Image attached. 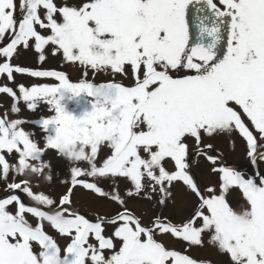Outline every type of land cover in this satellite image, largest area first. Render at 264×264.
<instances>
[{
  "label": "snow or ice",
  "instance_id": "obj_1",
  "mask_svg": "<svg viewBox=\"0 0 264 264\" xmlns=\"http://www.w3.org/2000/svg\"><path fill=\"white\" fill-rule=\"evenodd\" d=\"M6 37L0 74L58 83L21 84L19 97L0 87L31 111L42 101L54 112L41 121L43 146L20 127L23 121L0 118L2 178L48 176L51 182L44 159L50 150L75 162L56 197L34 193L28 179L7 183L34 203L26 206L17 194L0 199V264H204L157 236L188 248L204 246L207 237L227 264H264V173L246 178L220 164L223 155L205 143L238 134L251 164L264 162V0H0V42ZM33 44L40 63L50 46L52 55L62 53L65 61L83 66L84 77L103 71L131 83H74L61 71L10 63L21 46ZM63 91L94 97L93 110L74 118L61 103ZM11 110L19 111L16 103ZM77 145L84 152L75 151ZM102 145L111 153L98 166ZM191 153L218 177L215 187L202 189L194 180ZM106 181L109 191L100 186ZM177 186L193 204L173 222L163 209L174 202ZM78 187L112 205V212L94 220L81 214L72 200ZM233 188L247 202L241 212L225 198ZM138 198L155 210L151 217L129 207Z\"/></svg>",
  "mask_w": 264,
  "mask_h": 264
},
{
  "label": "rangeland",
  "instance_id": "obj_2",
  "mask_svg": "<svg viewBox=\"0 0 264 264\" xmlns=\"http://www.w3.org/2000/svg\"><path fill=\"white\" fill-rule=\"evenodd\" d=\"M56 2L58 5H60L63 3V0H56ZM72 2H75V0H72ZM7 42L8 38L6 37L3 42H0V46H5ZM38 55L39 54L34 50V44L29 49H23L21 46L17 53L14 54L10 63L13 66L27 67L31 70L61 71L68 76L70 82L74 83H78L84 79H87L88 82H91L97 86L110 82H120L125 86L131 83L127 78H122L119 75L113 77L110 72L103 71L93 73L91 70H89L88 76L84 77L83 66L79 65L78 63L73 64L71 62L65 61L63 59L62 53L52 55L50 46H47L45 49L46 59L43 63L39 62ZM5 59L6 58L0 57V63L5 62ZM42 83L56 84L58 81H56L54 78H33L27 74H19L15 72L13 73V79L8 80L6 74H0V87H11L13 91L17 93V97L20 96L18 89L19 85L22 84L25 87H31L33 85ZM63 96L64 99L61 101V103L63 104L65 111L68 114L74 116L76 119L83 118L86 113H89L93 110L92 106L95 98L88 96L87 93H81L79 96H74L71 92L63 91ZM13 103H16V106L19 108L18 112H12L11 109ZM52 115H54V112L49 111V106L42 101L38 103L36 110L31 111L27 108L26 102H24L22 99L14 101L13 98L8 94L0 93V118H7L9 121L15 119L23 121L20 127L24 131L30 133L31 138L34 141L40 143L41 146H43L46 136V133L42 131L40 126L41 121L45 118H50ZM244 119L247 120L246 117H244ZM205 143L213 144L216 151L223 155V159H225L230 165L239 168L242 173L245 174L246 178L249 177L247 172L253 174L250 160L247 157L246 144L242 138L238 136V134H236L231 141L224 138H217L207 140ZM77 146L74 149L75 151H77ZM110 153L111 149L108 148L107 145L101 146L97 156L98 166L102 164L103 160L106 159ZM4 154L10 164L16 162L14 155H8L7 153ZM191 154L190 174L193 175L194 180L197 181L198 185L202 189H206L208 186L215 187L218 177L211 176L208 172L207 166L200 160V158L195 154ZM44 159L51 165L53 174V179L51 182L46 181L43 177H15L10 173L7 183L19 182L21 179H28L34 193L49 194L53 197L58 196L64 190V186L60 181L69 178L71 175L70 168L73 166L72 162H75V159L73 157L72 162H69L65 158L60 157L54 150L48 151ZM78 166L87 167V164L84 162H79ZM257 167L261 173H264V162L258 164ZM252 177H254V175H252ZM88 179L89 181L92 180V178ZM7 183L2 178V167H0V196L4 193L9 194L12 192H19L21 194V199L24 202L29 203V198L26 196V194L21 193L20 190H9L7 188ZM117 183L119 191L121 194H123L127 190L126 184L122 179L118 180ZM110 184V181H106L100 186L103 187L104 190L109 191L111 190ZM173 191L174 202L170 203L168 208L163 209V216L173 217V222H176L177 219L185 217L189 214L193 202L189 200L182 187L177 186ZM225 198L230 207H232L233 210L237 212H241L247 207V202L243 198V195L239 189H229V191L225 194ZM72 200L73 206L77 208L81 214H85L88 218L93 220L95 219L97 213H111L113 209V206L108 204L106 201L97 200L94 194L79 187L75 190V195L72 197ZM129 207L132 208L137 215H143L145 218L151 217L155 211L149 203L143 201L140 198H138L136 201L129 202ZM9 210L14 212L13 207L11 210L9 206ZM27 218L31 222H35V218L31 217L30 215ZM46 230L49 232V234L53 235L54 238L57 239L61 246L65 245V240L61 238L59 234L53 229H51V227L46 226ZM157 239L164 243L169 249L182 251L184 254L189 255L198 262H204V264H227V260L229 259L226 255L219 253L214 246L209 245L207 243V237H204V246H193L191 248H188L186 242H182L176 238L157 236Z\"/></svg>",
  "mask_w": 264,
  "mask_h": 264
},
{
  "label": "water",
  "instance_id": "obj_3",
  "mask_svg": "<svg viewBox=\"0 0 264 264\" xmlns=\"http://www.w3.org/2000/svg\"><path fill=\"white\" fill-rule=\"evenodd\" d=\"M220 162H221V164L224 165V166L232 167V168H234L235 170L240 171L236 166L228 165L227 162H226L224 159H223L222 161H220ZM251 168H252V171L254 172V175H256L257 170H258V169H257V166H253V165L251 164ZM250 177H251V175H250ZM6 196H7V195H6ZM6 196L0 197V199L4 198V197H6Z\"/></svg>",
  "mask_w": 264,
  "mask_h": 264
},
{
  "label": "clouds",
  "instance_id": "obj_4",
  "mask_svg": "<svg viewBox=\"0 0 264 264\" xmlns=\"http://www.w3.org/2000/svg\"><path fill=\"white\" fill-rule=\"evenodd\" d=\"M77 152H84V147L81 145L77 146ZM44 179L48 182H50V178L48 176H45Z\"/></svg>",
  "mask_w": 264,
  "mask_h": 264
},
{
  "label": "trees",
  "instance_id": "obj_5",
  "mask_svg": "<svg viewBox=\"0 0 264 264\" xmlns=\"http://www.w3.org/2000/svg\"><path fill=\"white\" fill-rule=\"evenodd\" d=\"M0 47H2V46H0ZM19 89V88H18ZM15 194H17L18 196H20V198H21V194L19 193V192H15ZM22 200V199H21ZM22 202L23 203H26V202H24L23 200H22ZM34 202L33 201H31L30 200V198H29V203H27V204H30V205H32ZM10 208H11V210H12V206H10ZM15 210V209H14ZM29 222L30 223H35V222H31L30 220H29Z\"/></svg>",
  "mask_w": 264,
  "mask_h": 264
}]
</instances>
